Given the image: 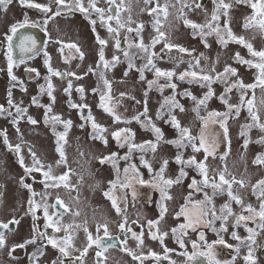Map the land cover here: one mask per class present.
Returning a JSON list of instances; mask_svg holds the SVG:
<instances>
[{"label": "rangeland", "instance_id": "1", "mask_svg": "<svg viewBox=\"0 0 264 264\" xmlns=\"http://www.w3.org/2000/svg\"><path fill=\"white\" fill-rule=\"evenodd\" d=\"M86 2V0H85ZM102 6H106V0H97ZM198 3L197 0H195ZM117 6L120 7V19L122 22L129 21L125 27L119 29V39L121 49H128V43H139L140 37L133 31L129 33L128 27L136 28L137 24H143V30L140 34L143 37L144 43L148 44L151 38L156 35V31L153 28L155 14H150L149 9L157 7V3L163 7L167 4L168 16L165 18L163 13L159 14L160 30L164 31L170 42L178 43L191 52L181 54L177 50L173 49L171 55L177 58L183 56V62L178 66L174 65L168 59L167 50H165L164 59H157L155 61L156 66L164 70H175L178 74L188 68V61L195 63L194 58H200V66L205 68H211L213 62L215 63V72H211L212 76H215L216 72H222L225 65H230L237 69L238 77H230L229 83L235 81L237 78L242 80L245 84L255 83V76L257 69L250 68L246 64H241L232 59V56L236 52H239L245 59H251L246 48L242 45L234 42H229L226 46L217 42L216 36L210 35L205 39L208 43V47L202 42L199 35L195 37L192 35V29L184 25L182 19H178V10L180 4L177 0H152L151 3L146 4L145 0H116ZM187 3L193 4V0H187ZM172 5H175L173 7ZM103 7V8H104ZM208 12V18L211 14V0L197 12H191L185 9L187 18L196 21L197 23H204L205 11ZM107 11V10H106ZM252 10L247 8L246 4H233L230 9V27L236 35H242L246 39L250 40L253 47L257 50L264 48V43L261 39L258 28L244 29L243 23L246 16L251 15ZM112 15H116V11L112 12ZM15 18V12L13 11H0V23L3 25L0 28V38L6 36L8 30L5 25L7 22ZM224 17H221V24ZM108 25L113 28H118L115 20L105 21L99 26H92L87 17L79 11L61 12L59 16L52 18L48 24V49L50 56L48 58L47 66H43L44 59L42 55H38L27 61L25 65H20L13 68V75L17 77L16 81H10L8 75V58L5 51L0 52V105H3L5 109H9L7 103L8 91L11 87L12 98L15 104H21L22 107L27 109V112L23 115V118L19 119L18 127L20 132L16 130L11 122L12 117H9L7 113L0 115V130H4L7 133L8 142L12 145L20 144V152L17 153L14 150H10L4 143V139L0 136V220L7 222L10 219L22 221L19 223L18 230L16 232H5L6 242L3 247H0V264H16L17 249L19 244L16 240L22 234H29L30 229L33 226V220L31 214L28 212L27 205L24 204L25 199L29 196L30 191L37 190L42 191L40 200L42 202H50L53 196H62L65 202L68 204L69 211L65 216L59 219V224L53 225L59 227V232H52V235L56 239L59 235H65V226H71L68 228L67 234L73 237L72 247L69 248L71 252L70 262H64L63 264H71L78 254L80 256L81 251L87 244V235L84 228L87 227L89 233L93 238L97 235V224L107 222L110 233H116L122 237V243L117 248L109 249L106 252L105 264H141L140 261L133 259V256L128 252L123 251V247H127L132 250L136 255L146 257L143 259V264H161L160 260L164 259L167 255L170 260L175 261L176 264H184L186 257L181 253L187 252L189 255L193 251H207L206 244H212L222 238L225 244H215L213 251L216 259L220 261V264H225L227 261H231L235 256L236 260L234 264H246L244 256L248 253V248L241 246L239 254H237L235 248L239 243L235 240L231 233L235 231L242 239L248 237L249 233L246 228H253L256 235V243L253 246V255L255 257V264H264V229L258 226V223L252 221L241 222L236 227L235 215H249L246 209H241V206L236 204L235 201L231 202V207L235 215L229 217V221L225 222L227 231H221L219 236L217 232L212 231L206 226V221H202L199 224L198 230L194 231L192 228L181 231L179 225L186 223L185 217L182 215L177 217L176 212L180 211L182 205H185L189 217L196 220L199 217V206L192 203L186 204L185 197L188 196L189 191H193V197L195 200H202L204 192H207L209 196H212V205L216 209L217 215H219V209L229 197L225 191L223 194L213 196V190L208 187L204 188L200 192H195L193 189H189L188 185L192 182L193 178L201 180L202 176L196 169L195 165L184 166V171L187 173L180 183L173 184L168 190L171 200H166L165 205L168 208V212L165 214L163 220L158 225H154L149 229L148 220H157L159 217V209L156 201L160 199V193L158 190L149 186L139 185L135 179L129 174L128 183H130L137 192L136 200L133 201L132 190H120L119 185L112 189L111 195L117 199L118 203H121V197L124 191L127 193V209L126 215L128 222L132 227V231L137 234L143 233L141 239L142 245L138 247V241L133 238L131 232H128L127 241L125 243V234H122L118 228V224L122 221L123 217L117 214L115 208L112 207V201L104 195L109 191L111 185L109 181H115L117 179V171L113 168L111 162L101 164L98 157L109 156L111 153H117V157H122L128 152L127 145L121 147L113 138L112 132L119 128H131L135 133L133 142L139 144L146 140L155 141V134L143 127L135 120H131V123L125 124L123 121L114 123L113 117L106 113L100 105V95L102 92H106L102 81L99 80L97 61L99 59L100 45L97 42V35L107 41L104 47V55L106 60H111L113 55L120 58V62L110 70H105L106 78L112 82L111 92L109 93L113 98H118L121 92L131 93L136 97V100H140L141 104H136L135 101L130 100L125 96L117 104L116 111L123 119L130 120L132 116L138 112L143 111V101L145 100L144 91L147 89V81L155 79L154 70H145V80H140V73L137 69L145 63L142 58V54H137L134 57L133 63L135 67L128 69V62L124 58L123 51L116 49L115 47V34L108 32ZM95 28V31H93ZM125 36L128 37V42H125ZM75 44L81 52L84 53L83 59L80 58V54L75 48H69L68 45ZM8 47V44H7ZM163 47V42L156 45L151 51L160 53ZM132 53H137V49H128ZM8 53V51H6ZM203 53V57H201ZM258 62V58L256 60ZM93 71H89V67ZM49 67L53 70L61 72L73 71L76 76H60L51 75ZM103 66L101 65V68ZM23 68L35 69V72L27 71L23 72ZM199 71V69H195ZM125 71H128V75L125 76ZM37 73L39 75H37ZM50 78V82L53 85L52 96L54 100L49 97L47 91L41 93L40 85H44L47 89V82L45 77ZM76 77H81L77 79ZM71 80L72 87L69 92H65L64 89L68 87V81ZM172 82L176 83L177 88L175 90L176 99L182 104L186 111L180 112L179 109L174 110V114L177 115L182 125L187 126L192 131L193 135H198L201 131V120L196 116V113L192 111L195 107L194 101L187 96H182L180 93L184 91L191 92L197 99L203 98L204 94L208 91L207 87H202L200 83H190L189 80H178L173 77ZM159 83H165V79L161 78ZM82 87L83 93L78 92L77 88ZM214 95L207 101V107H201L200 116H207L210 111L226 112L227 107L219 99L220 94L224 91L225 84L213 81L211 84ZM93 89H96L94 92ZM173 95L171 88H165L163 93L157 88H153L148 91L147 107L148 115L152 121L159 127L163 133V140L159 143L155 157L151 151L145 153V158L152 163L153 168L158 170L160 167V161L162 158H167L169 163L166 168L165 177L173 180L179 175L181 164L177 163L175 157L178 153L182 155V159L187 161L189 157L195 155L197 161L204 160V152L201 150L198 153H194L191 146L183 148H177L173 144L165 143L164 141L176 139L178 133L170 123H165L168 119L167 112L164 111L159 119H157V110L160 109V104L163 102L164 97ZM240 92L233 89L229 94L230 103L239 102ZM36 97L38 104L32 102V98ZM247 98H253L256 108L260 109V115L264 120V91L260 87L255 89H249L247 91ZM70 103L77 105H87L84 108L70 107ZM50 106L51 112L48 113L49 117L53 115H59L61 120H70L71 126L66 134L67 143H63L65 155L67 159V166H57L56 161L59 159V153L56 151L57 137L53 132V125L51 122H45V107ZM13 115H15V108H11ZM89 113L95 119V122L101 125L105 131L101 132L94 130L92 127V121L87 120ZM27 116L33 117L37 124L32 125L28 122ZM143 119V118H142ZM248 112L242 109L241 114L235 118H229L227 123L229 140L222 142L223 130L218 124L208 123L204 128V135L208 144H211L215 139L217 147L216 157L209 156L205 163L210 169L227 167L226 178L231 180L234 176L237 180L243 179L246 188L241 189L239 185H234L233 192L238 193L244 204H252L257 210L259 209V201L256 195L252 194L251 185L255 184L258 180L264 178V167L253 164V160L258 153H264V145L256 143V141L264 136V132H261L258 128H252L247 131V138L249 144L247 149L243 147L244 137L240 135L241 125L249 123ZM83 125V127H81ZM57 132H63L64 127L62 123H58L55 126ZM103 136L104 139H93L92 135ZM107 141V143L104 142ZM199 143V140H197ZM31 149L36 153V156L40 159L42 165L47 168L48 165L52 166V174H59L63 171H67L68 167L74 170V174H70L69 185L66 188L64 185H60L57 188L43 187L41 172L33 171L29 174L27 184L31 185V190L22 186L20 180L24 176L25 168L20 165V157H23L25 167H32L33 159L29 152ZM83 152V155H80ZM222 152H228V156L222 162L219 156ZM16 154V155H15ZM140 152L136 151L132 155L130 163L137 164L141 173V178L145 180L150 179L148 169L139 163ZM126 162L124 160H117V168L119 169L120 179H124V167ZM210 176L212 172L208 173ZM58 176V175H54ZM82 177V179H81ZM75 179L79 183H75ZM218 179V176H217ZM45 180V177L43 178ZM76 185V187H71ZM16 193L19 195V203L21 209L18 212L15 210ZM47 194V195H45ZM37 197V193H36ZM151 197V202H149ZM121 206L123 204L121 203ZM15 207V208H14ZM26 212V214L24 213ZM22 213V214H19ZM17 214V215H16ZM16 217H13L15 216ZM24 215V216H22ZM22 218H19L21 217ZM209 218H211L209 216ZM257 222L259 217L256 218ZM135 223H132L134 222ZM221 221H215V227L220 229ZM177 228V232L173 235L171 229ZM165 232L167 235L163 237V242L159 239L153 240L149 232L159 234L158 232ZM27 231V232H26ZM187 233L186 235L184 233ZM204 234V241H200V233ZM4 234V235H5ZM99 234H103L101 229ZM103 236V235H101ZM116 236V235H115ZM179 240L184 241V248L180 247ZM193 241L196 242V249L193 248ZM18 242V241H17ZM232 245V248L226 245ZM93 247L88 249V252L84 255V264H96L93 259ZM171 249L172 251L165 254L164 249ZM47 255L51 254L53 260L57 261L61 257H57L55 254L59 251L52 245H47ZM149 250L157 253L160 259L157 261L154 257L148 256ZM59 255V254H58ZM61 255V254H60ZM78 256V257H79ZM48 258V257H47ZM167 261V260H166ZM168 264V262H167ZM188 264H208V259L205 256H196Z\"/></svg>", "mask_w": 264, "mask_h": 264}, {"label": "snow or ice", "instance_id": "2", "mask_svg": "<svg viewBox=\"0 0 264 264\" xmlns=\"http://www.w3.org/2000/svg\"><path fill=\"white\" fill-rule=\"evenodd\" d=\"M12 0H0V9L7 10V5L10 4ZM21 5L27 4L28 7H35L37 9H42L43 12L48 13L49 15L45 19V23H47L48 19H52L56 16H59L61 12L63 11H76L78 10L82 14H84L86 17L90 16L93 12L100 17L102 26L105 23V15H107V20H115L116 24L118 25V28H113L111 25H108V32L110 34H115V47L116 49L123 51L124 58L128 62V69H132L135 67V64L133 63L134 57L137 54H142V58L145 60V63H143L137 71L140 73V80L144 81L145 76L144 72L145 70H154L155 79L148 80L147 81V89L144 91V97L145 100L143 101V111L138 112L136 115L132 116L130 120L123 119L121 115L117 113L115 110L117 107V104L120 102L121 99H123L125 96H127L128 99L135 101L136 104H141L140 100H136V97L132 95L131 93H124L121 92L119 94L118 98H113L109 93L111 92L112 82L106 78L105 70H110L111 68L115 67L117 63L120 62V58L116 55H113L112 59L106 60L104 55V47L107 44V41L103 38H100L97 35V42L100 45L99 49V59L97 61V70H98V76L99 80L102 81L103 86L105 89H107L106 92H102L100 95V105L99 107L103 108V110L106 113H109L113 117L114 123L123 121L125 124L131 123V120H135L138 123L141 124V127L148 129L152 131L155 134V141L153 140H146L142 143H135L133 142V137L135 136V133L132 132L131 128H119L116 131L112 132L113 138L116 139L117 143L120 144L121 147H124L127 145L128 152L122 156L117 157V153L113 152L109 156H101L98 157L99 162L101 164L111 162L113 165V168L117 171V179L115 181H109V184L111 185V188L109 191L105 192L104 195L108 197L112 201V207L115 208L117 214L123 217L122 221L118 224V228L121 231L122 234H125V243L127 241V233L131 232L133 238H135L138 241V247L142 245L143 241L141 239L143 233L137 234L136 232L132 231V227L128 222V218L126 215V209H127V193L126 191L123 192L121 197V203L123 206H121V203H118L117 199H115L111 195L112 189L116 188L117 185H119L120 190H127L129 188H133V186L128 183L129 180V174H131V177L136 180V182L141 186H149L153 189H156L160 193V199L156 201L157 207L159 209V217L157 220H148V226L149 229H151L152 226L158 225L161 220L165 217V214L168 212V208L165 205L166 200H171L172 197L169 195L168 190L171 188L173 184H178L181 182L182 178L187 175V173L184 171V166H192L195 165L196 169L202 176L201 180H196L193 178L192 182L188 185L189 189H193L195 192H200L204 188L210 187L213 190V196L223 194L225 191L227 192V195L229 197L228 201H226L223 205H221L219 209V215H217L216 209L214 207H211L212 205V196H209L207 192H204V197L202 200H195L193 197V191H189L188 196L185 197L186 204L192 203L194 205L199 206V217L196 220H193L189 217L187 211L185 210V205H182L180 208V211L176 212L175 215L177 217L184 216L185 220L187 221L184 224L179 225V229L181 231H184L185 229L192 228L194 231L198 230L199 224L202 221H206V226L210 228L212 231L217 232V235L219 236V233L221 231H227L225 227V222L229 221V217L235 215L233 213L231 202L235 201L236 204L241 206V209H246V211L249 213V215H235V224H233V227H236L241 222L245 221H252L253 223H258V226L261 229H264V178L258 180L255 184L251 185L252 188V194L257 196V199L259 201V209L257 210L252 204H244V201L242 197L238 193L233 192L234 185H239L241 189H244L247 187L245 184V181L243 179L237 180L234 176L231 180L226 178V172L227 167L225 166L223 169L215 168L210 169L208 165L205 163V161L208 159L209 156L216 157L217 155V143L215 139L211 144H208L204 135V128L207 127L208 123L211 122L212 124H218L219 127L223 130L222 134V142L229 140V133H228V126L227 121L229 118H235L238 117L241 114L242 109L247 110L248 112V118L250 120L249 123H246L244 125H241V133L240 135L244 137V143L243 147L247 149V146L249 144V139L247 138V131L252 128H258L261 132H264V120H262L260 115V109L256 108L254 104L253 98H247V91L249 89H255L256 87H260L262 91H264V48H261L259 50L255 49L253 47V44L250 42V40L246 39L242 35H236L232 31V28L230 27V16L229 12L230 9L233 7V4H246L252 9V13L249 16H246L244 18L243 27L244 29H254L258 28L262 35H264V0H212L213 8L211 10L210 19L208 18V12L205 9V21L204 23H197L196 21L187 18V15L185 13V9H188L191 12H197L202 9V5L200 3H196L195 0H193V4L187 3V0H177V3L180 4V8L178 10V19H182L185 26L190 27L192 29V35L195 37L196 35H199L202 42L205 44V47H208V43L206 41V37L210 35H215L217 38V42L221 45L226 46L230 41L234 43H238L242 45L244 48L247 49L249 55L252 57L251 59H245L239 52H236L234 56H232V59L241 63L246 64L250 68L257 69V74L255 76V83L253 84H245L242 80H239L238 78L229 83L230 77H238L237 69L230 66L225 65L222 72H216L215 76H212L210 73L215 72V63L218 62L219 58H217L216 62H213L211 68H205L200 66V58H194L195 63L192 61H188V68L185 69L182 72L176 73L175 70H164L160 67L156 66L155 61L157 59H164L165 50H167L168 53V59L174 64L179 65L183 62V56L177 58L176 56L171 55V52L173 49L177 50L179 53L184 54L188 53L191 55V52L188 48L178 44V43H172L169 40L168 35L160 30V19L159 14L162 12L165 18L168 16L167 12V4L163 7H161L157 3V7L149 9L150 14H155L153 28L156 31V35L151 38L150 43L146 44L144 43L143 37L140 36L142 30H143V24H137L136 28L133 29L131 27L127 28V31L129 33L135 31L136 35L140 37L139 43H128V49L135 48L137 49V53H132L128 49H121L120 47V39L119 37V29H122L125 27L126 23H131V18H129V21L122 22L120 19V7L117 6L115 11L116 15L113 16L111 9L114 4H116V0H106V3L108 4V10L106 11L103 8H100L97 6V0H53V3L56 7L55 11H52V9L48 5H41V4H33L31 0H19ZM152 0H145L146 4L151 3ZM175 7V5H172ZM221 17H224L223 23L221 24ZM28 18L27 15H25V19L23 22H17L16 24H13L10 26V32L12 35H6V40L8 41V53H6L8 58V75L10 77V81H16L17 77L13 75V65L17 63H23V53L24 52H32L35 49L36 45V39L35 37L31 35H21L19 37V43L15 45L16 48L19 49L21 52V60L19 62L14 61L12 58V49H13V36L17 34L18 29L24 28L26 25H28ZM93 25H95V21H91ZM35 26V25H33ZM93 31H95V28H93ZM125 42H128V37L125 36ZM163 42V47L160 50V53H156L154 51H151L156 45ZM69 48H75L76 51L80 54V58L83 59L84 53L80 51V49L75 44L68 45ZM201 57H203V53H201ZM258 58V62H256ZM48 59L45 60V64H48ZM101 65L103 66L101 68ZM199 69V71L195 70ZM30 72H35V69H29ZM89 71H93L91 66L89 67ZM49 72L51 75L54 76H76V73L73 71H66L61 72L58 70H53L51 67H49ZM37 75H39L37 73ZM125 76L128 75V71H125ZM173 77H176L178 80H189L190 83H200L202 87H207L208 91L204 94L203 98L197 99V97L193 96L191 92L184 91L180 93L182 96L190 97L194 103L195 107L192 109L193 112L196 113V116L201 120V131L198 135H193L192 131L189 127L182 125L181 121L178 119L177 115L174 114V110L179 109L180 112L186 111L184 106L179 103V101L176 99L175 90L177 88L176 83L172 82ZM77 79H80L81 77H76ZM161 78L165 79V83H159V80ZM217 81L219 83L225 84L224 91L220 94L219 99L221 102L226 105L227 111L226 112H217V111H210L208 112L207 116H200V109L201 107L206 108L207 107V101L214 95L213 89L211 87V84L213 81ZM45 81L47 82V89H45L44 85H40V92L43 93L47 91V94L49 97H51L54 100V97L52 96V90L53 85L50 82V78L48 76L45 77ZM72 87L71 80L68 81V87L64 89V91L67 93L70 91ZM157 88L161 93H163L165 88H171L173 90V95L164 97L163 102L160 104V109L157 110V119L161 117L164 111L167 112L168 119L165 120V123H170L173 128L176 129L178 136L176 139L173 140H167L164 141L168 144L175 145L178 149L183 148L186 146H191L194 153H198L201 150L204 152V160L197 161L195 155L188 158L187 161L182 159V155L178 153L175 157V160L177 163L181 164V169L179 172V175L176 177L175 180L171 178L165 177L166 168L168 166V159L162 158L160 161V167L158 170H155L153 168L152 163L149 162L148 159L145 158V153L151 151L153 153V156L155 157V154L157 152V148L159 143L163 140V133L159 127L156 126V124L152 121V119L148 115V107H147V96L148 91L152 90L153 88ZM233 89H236L238 92H240L239 96V102L238 103H230L229 102V94L232 92ZM78 92L83 93L84 89L82 87L77 88ZM95 92L96 89H93ZM32 102L34 104H38V100L36 97L32 98ZM7 103L9 105V109H5L3 105H0V115H4L7 113L9 117H12V124L16 126V130L19 133L20 129L18 127L19 119L23 118V115L27 112V109L22 107L21 104H15L14 100L12 98V92L11 87L8 91V98ZM262 105H264V101L261 102ZM45 107V122H51L53 125V132L54 135L57 137L56 143V151L59 153V159L56 161L57 166L65 165L67 166V159L65 155V150L63 143H67L65 137L67 134V131L69 127L71 126V121L67 120H61V117L59 115H53L50 116L48 113L51 112L50 106H44ZM70 107L73 108H84L87 107V105H77L70 103ZM11 108H15V115H13L12 111H10ZM143 118V119H142ZM87 120L92 121V127L94 130L98 131H105L99 125L95 122V119L92 117L91 113H89ZM27 120L30 124L35 125L38 123L35 119H33L31 116H27ZM58 123H62L64 127L63 132H57L55 130V126ZM83 127V125H81ZM0 136L3 137L4 143L10 150H15L17 153L20 152L21 145L16 144L12 145L8 142L7 133L4 130H0ZM93 139H101L103 140V136H98L93 134ZM197 140H199V143H197ZM105 143H107L106 140H104ZM256 143L264 145V136H261ZM139 151V163L140 165H143L148 169V172L150 174V179L145 180L141 178V173L139 171V168L137 164L130 163L132 160V155L134 152ZM29 152L33 159V165L32 167H25L24 159L23 157H20V164L22 167L25 168V173H31L33 171L41 172L42 168L45 167L42 165L40 159L36 156V153L33 152L31 149H29ZM228 152H222L219 156V159L223 162L226 157L228 156ZM80 155H83V152H80ZM124 160L126 162V166L124 167V179H120L119 169L117 168V160ZM253 164L258 165L260 167H264V153H258L255 159L253 160ZM47 171H43V176L45 177V180L42 181L44 183L45 189L48 188H57L60 186V184H63L64 187L68 188L69 185V177L70 174H74V170L71 167H68V170L65 171L60 176H54L52 174V166H47ZM209 171L212 172V175L210 176L208 173ZM218 176V179H217ZM82 179V177H81ZM23 187L28 188L31 190V185L24 182L23 177H21L20 180ZM50 182V183H49ZM71 187H76V185H71ZM47 195V194H45ZM137 192L133 188L132 190V198L133 201L136 200ZM149 202H151V197H149ZM32 199L29 198V205L30 210L32 209ZM59 205V208H56V205ZM52 208H56V211H53L51 215H49V205L44 204V214L46 221H50L51 223H46V227H53L54 224H59V217L64 214V212L69 211V209L64 205L63 201L60 200L59 196L56 198V203L51 205ZM60 209H63L64 211L61 212ZM209 216L211 218H209ZM53 217H56L55 220H53ZM257 217H259V221L257 222ZM219 220L221 221L220 229L217 230L215 227V221ZM18 223V221H9V223ZM9 223H3L0 222V227L4 229H8ZM132 223H135L132 222ZM71 226H65V233L66 235L59 241L56 239L50 238L48 240V243H50L54 248H57L61 254V259H58L57 261H54L53 264H63L62 257L71 256V252L69 251V248L72 247V240L73 237L69 234L68 228ZM103 229V236H101L99 233ZM247 232L249 233L248 237L241 238L237 235L235 231L231 233L232 237L237 240L239 243L236 245V252L239 254L241 246L248 248L247 255L244 256V260L246 264H255V257L253 255L254 251V245L256 243V231L253 228H246ZM60 228L55 227L54 232H59ZM84 231L87 235V244L81 251V254L79 257H75L71 264H84V255L88 252V249L92 247V245H95L98 249L96 251V256L102 257L103 253L107 251L108 248H112L115 245L114 244H105L103 242L104 237L111 238V233L108 228L107 222L105 223H98L97 224V235L95 238H93L92 234L89 233L88 228L85 227ZM173 235L176 234L177 228L171 229ZM159 232V229H158ZM151 235V238L153 240L159 239L161 243L163 242V237L167 235L165 232H159L157 235L156 233L149 232ZM187 234L186 232L184 233ZM42 236L44 234H41ZM200 241H204L205 237L203 232L200 233L199 236ZM33 241H27L26 243H30ZM5 243V236L3 232H0V247H3ZM178 243L180 244L181 248H184V241L179 240ZM193 248L196 249V242L193 241ZM215 244H225V241L220 238L216 241H213L212 244H206L207 251H193L191 255H189L187 252L181 253L182 256L186 257V260L184 264H188L189 261L193 260L196 256H205L208 259V264H220V261L216 259L215 253L213 251V246ZM229 248H232L233 246L228 244L226 245ZM20 247H23V245H20ZM125 252H128L130 255L133 256V259L138 260L143 264V259L146 258L143 256V253L141 255H136L132 250L128 249L126 246L122 249ZM165 254L172 251L171 249H164ZM39 254H43L42 251L38 250ZM36 254H33L35 258ZM148 256L154 257L157 261L160 259V256L149 250ZM164 259H168V256L165 255ZM236 260V257L233 256L231 261L225 262V264H234ZM96 264H103V260L97 259ZM171 264H176L175 261H172Z\"/></svg>", "mask_w": 264, "mask_h": 264}, {"label": "flooded vegetation", "instance_id": "3", "mask_svg": "<svg viewBox=\"0 0 264 264\" xmlns=\"http://www.w3.org/2000/svg\"><path fill=\"white\" fill-rule=\"evenodd\" d=\"M197 1L202 6H204L208 2V0H197ZM31 2L33 4L48 5L52 9V11L56 10V7L53 3V0H31ZM97 6L100 8L104 7L101 4H99L98 2H97ZM116 7H117V3L112 6L111 12H115ZM212 8H213V3L211 0V10H212ZM247 8L249 10H252L248 5H247ZM103 9L108 10V4H106V6ZM0 11H5V10L0 9ZM6 11L15 12V18H13L11 21L7 22L5 25V27L8 30H10V26H12L13 24H16L17 22H23L25 19V15H27L28 22H29L28 25H26L24 28L18 29L17 34L13 36V41H12L13 49H12L11 54H12V58L14 61L19 62L21 60V52L19 51L18 48L15 47V45L19 43V37L21 35H31V36L35 37V39H36L35 49L32 52H24L23 53V63L14 64L13 68L15 69L16 67H18L22 64L25 65L28 60H30V59L38 56V55H42V57L44 59L43 66H47V64H45V60L48 59L50 56V52L48 49V37H49L48 24L50 23V21L52 19H48L47 23H45V19L49 14L43 12L42 9H37L35 7H28L27 4L21 5L19 0H12V2L7 5ZM76 11H78V10H76ZM63 12H66V11H63ZM69 13H72V11H69ZM87 20L92 26H95V28H96V26H99L101 24L100 17L98 15H96L94 12L90 16L87 17ZM93 20L96 22L95 25H93L91 23V21H93ZM105 21H108L107 15H105ZM33 25H35V26H33ZM2 26L3 25L0 23V28ZM6 35H12V33L9 31V32H7ZM260 36H261V39L264 43V35H262L261 32H260ZM7 44H8V41L6 40V36L3 37L2 39L0 38V52H2V51L4 52L5 50L8 51ZM6 51H5V54H6ZM27 71H28V69L23 68V72L25 74ZM47 170H48L47 168L46 169L42 168V171H41L42 176L40 177L42 179L41 181H44L43 180V178H44L43 171H47ZM64 172L65 171H63L62 173H59V174H54V175L60 176ZM29 174L30 173H28V174L24 173L23 179H24L25 183H27V180L29 178ZM75 183H79L77 179H75ZM60 185H63V184H60ZM43 187H45L44 183H43ZM36 193H37V197H36ZM36 193L33 190L30 191L29 196L25 199L26 201H24V204L27 205L29 214H31V216H32L33 226H32V229H30L29 234L26 235L24 233L16 240V243L19 244V247H20V245H23V247H21V249L20 248L17 249V254H15V257H17L16 264H52L53 258L51 256V254L47 255L48 251L46 249V246L51 245L50 243H48V240L50 238L55 239L54 236L52 235V232L54 230H53V227H46L45 226L46 223H51V222L46 221V219H45L44 204L49 205V215H51V213L53 211H56V208H59L58 204L56 205V208L51 207V205L56 203L57 196H53L51 198L50 202L48 203V201L42 202L40 200V197L42 195V191L37 190ZM17 197H18V202L16 201V208L15 207L14 208H15V210H17L19 212L21 209V204L19 203V195H17V193H16V199H17ZM30 197L33 201L31 207H32V209H34V211L30 210V205H29V198ZM59 198L61 201H63L64 205L69 209L68 204L65 202L64 198L62 196H59ZM60 211L63 212L64 210L60 209ZM24 213L26 214V212H24ZM67 213H68V211L64 212V214L61 215L59 217V219L62 216H65ZM19 214H22V213H19ZM16 215L13 217H16ZM22 216H24V215H22ZM22 216L19 218H22ZM55 219H56V217H53V220H55ZM20 220L18 223H15V222L9 223V221H18L17 219L16 220L10 219L8 221V223H9L8 229H4V228L0 227V232H3L4 234H5V232H16L18 230L19 223L21 225L22 221H20ZM0 222H2V220H0ZM3 223H7V222H3ZM41 234H44V235L42 236ZM65 235H66V233H65ZM65 235H63L61 237L63 238ZM100 235H103V234H100ZM115 235L118 239V242H119L118 244L120 245V242L122 243V237L116 233L111 234V236H115ZM4 236H6V234ZM56 240L57 241L61 240L60 235L56 238ZM27 241H33V242L26 243ZM5 242H6V237H5ZM104 243L109 244L108 242H104ZM118 244H115V246L112 248H108L107 251L109 249L117 248L119 246ZM4 245H5V243H4ZM38 250L42 251L43 254L42 255L39 254ZM97 250L98 249L94 245V247H93V259H94V261L96 262L97 259H101V260H103V264H105L107 251L103 253L102 257L98 258L96 256ZM33 254H36L35 258L33 256ZM55 255L57 257H61L59 251H57V253ZM78 256L79 255L77 254L76 257H78ZM73 257L75 258V256H73ZM62 259L64 262H67V263L70 262V260H71L70 256L62 257ZM167 262H168V264H170L169 259L160 260L161 264H167Z\"/></svg>", "mask_w": 264, "mask_h": 264}, {"label": "water", "instance_id": "4", "mask_svg": "<svg viewBox=\"0 0 264 264\" xmlns=\"http://www.w3.org/2000/svg\"><path fill=\"white\" fill-rule=\"evenodd\" d=\"M103 242H108L109 244H114V245L119 243V242H118V239H117L116 236H111V238H109V237H104ZM118 245H119V244H118Z\"/></svg>", "mask_w": 264, "mask_h": 264}]
</instances>
